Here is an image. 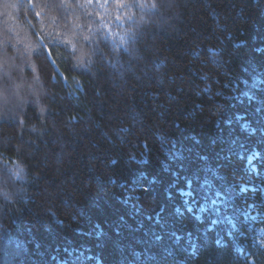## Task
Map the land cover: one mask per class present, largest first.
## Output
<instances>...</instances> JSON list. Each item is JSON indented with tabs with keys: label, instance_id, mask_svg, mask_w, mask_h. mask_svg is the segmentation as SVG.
<instances>
[{
	"label": "trees",
	"instance_id": "obj_1",
	"mask_svg": "<svg viewBox=\"0 0 264 264\" xmlns=\"http://www.w3.org/2000/svg\"><path fill=\"white\" fill-rule=\"evenodd\" d=\"M120 2L0 0V264H264V0Z\"/></svg>",
	"mask_w": 264,
	"mask_h": 264
},
{
	"label": "rangeland",
	"instance_id": "obj_2",
	"mask_svg": "<svg viewBox=\"0 0 264 264\" xmlns=\"http://www.w3.org/2000/svg\"><path fill=\"white\" fill-rule=\"evenodd\" d=\"M245 129H248V128H245ZM254 159L255 157L249 156L246 163H248L250 170H254L256 172L257 166L254 165L252 162ZM242 185H246V184H242ZM245 190H247V187H243V190L241 191L244 192ZM249 190L251 191L252 189L250 188ZM261 193H262V199L264 200V189L261 191ZM258 203L259 202L255 203L254 200L253 201L251 200V202H249V204L247 205V208H248L247 218L250 222H252L254 229H256V235L260 239V243L263 244L264 242V213L262 212L261 203L259 204ZM208 205L209 204L204 203L203 207H207ZM210 205H214L213 201L210 203ZM255 242L259 244L258 241H255Z\"/></svg>",
	"mask_w": 264,
	"mask_h": 264
},
{
	"label": "snow or ice",
	"instance_id": "obj_3",
	"mask_svg": "<svg viewBox=\"0 0 264 264\" xmlns=\"http://www.w3.org/2000/svg\"><path fill=\"white\" fill-rule=\"evenodd\" d=\"M30 2H32V0H30ZM99 3L101 7L105 6V0H61V6L66 5V4H73V5H78L79 7L83 8L85 7V5H93V4H97ZM107 3H112V0H107ZM160 4V0H142V3L139 4L138 6L141 7H146V6H150V7H157ZM125 3L124 0H121V2L119 3V7H124ZM92 37L91 36H84V40L85 41H91ZM66 45H71V50L73 53H75L77 51L75 45L72 44V41H65L64 42ZM50 51V50H49ZM73 67L76 68H84L85 65L83 63V61L78 62L77 64L73 65ZM64 79H67V77H64Z\"/></svg>",
	"mask_w": 264,
	"mask_h": 264
},
{
	"label": "bare ground",
	"instance_id": "obj_4",
	"mask_svg": "<svg viewBox=\"0 0 264 264\" xmlns=\"http://www.w3.org/2000/svg\"><path fill=\"white\" fill-rule=\"evenodd\" d=\"M252 189V188H251ZM248 213V212H247Z\"/></svg>",
	"mask_w": 264,
	"mask_h": 264
}]
</instances>
